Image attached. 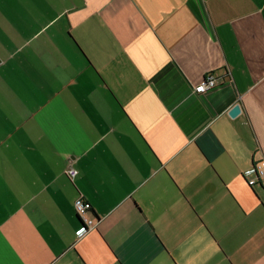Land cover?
Here are the masks:
<instances>
[{
	"label": "crops",
	"instance_id": "obj_1",
	"mask_svg": "<svg viewBox=\"0 0 264 264\" xmlns=\"http://www.w3.org/2000/svg\"><path fill=\"white\" fill-rule=\"evenodd\" d=\"M263 161L264 0H0V264H264Z\"/></svg>",
	"mask_w": 264,
	"mask_h": 264
},
{
	"label": "built area",
	"instance_id": "obj_2",
	"mask_svg": "<svg viewBox=\"0 0 264 264\" xmlns=\"http://www.w3.org/2000/svg\"><path fill=\"white\" fill-rule=\"evenodd\" d=\"M218 84V79L215 78L212 73H208L201 79V81L197 85L194 86L193 91L197 94H201L216 87ZM252 172L254 173V175L256 174L259 179H264V161L254 166ZM76 173V169L71 166L66 169V175L70 180H73ZM257 180L258 179L256 178V176H254L248 179L247 182L251 186L255 184ZM74 209L80 221V226L75 231V234L77 238H80L81 236L92 230L96 226V223L94 219L89 215V211L91 209L90 204L82 196H78L75 199Z\"/></svg>",
	"mask_w": 264,
	"mask_h": 264
},
{
	"label": "water",
	"instance_id": "obj_3",
	"mask_svg": "<svg viewBox=\"0 0 264 264\" xmlns=\"http://www.w3.org/2000/svg\"><path fill=\"white\" fill-rule=\"evenodd\" d=\"M240 111H241L240 105H239V104H235L234 106H232V107L230 108V110H229V115H230L231 117H234V116L238 115V114L240 113ZM255 176H256V178H257L258 180H260L259 177H258L256 174H255Z\"/></svg>",
	"mask_w": 264,
	"mask_h": 264
}]
</instances>
